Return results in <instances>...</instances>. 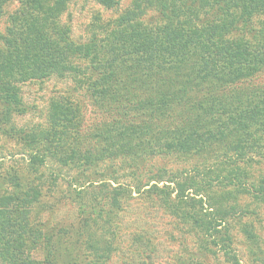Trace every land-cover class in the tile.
<instances>
[{
	"label": "trees",
	"instance_id": "16d2710c",
	"mask_svg": "<svg viewBox=\"0 0 264 264\" xmlns=\"http://www.w3.org/2000/svg\"><path fill=\"white\" fill-rule=\"evenodd\" d=\"M15 1L0 31V130L34 175L0 173V264H79L81 247L82 264L116 250L122 264H242L233 223L259 257L240 218L251 217L245 199L264 203V174L249 175L264 165V0H133L83 41L60 21L70 0ZM66 75L93 122L59 95L44 125L12 124L27 110L22 83ZM165 156L188 166H146ZM61 197L75 223L54 219ZM135 202L167 217L164 237L190 242L187 256H159V234L133 225Z\"/></svg>",
	"mask_w": 264,
	"mask_h": 264
},
{
	"label": "rangeland",
	"instance_id": "374dc122",
	"mask_svg": "<svg viewBox=\"0 0 264 264\" xmlns=\"http://www.w3.org/2000/svg\"><path fill=\"white\" fill-rule=\"evenodd\" d=\"M133 0H117V5L113 8H106L95 0H70L66 9L60 15V21L68 26H70V35L72 39L77 41H83L88 38L90 32L99 30L98 25H102L108 21L113 20L119 13L127 9ZM17 3L15 0H0V31L3 30L7 14L16 7ZM154 17L155 13L148 12L147 17ZM95 26V28H93ZM97 26V27H96ZM75 83L72 76L66 75L65 77L52 76L43 81H26L20 85L21 97L26 105V112L23 115H17L12 118V124L15 126H25L26 128L44 125L47 118V112L49 107V102L51 98L65 95L71 96L73 99L79 102L83 113V118L85 123L93 122L95 115L94 107L90 105V101L87 98L86 93L83 89L75 88ZM27 151L24 146L17 141L15 138L10 137L8 134H5L0 130V173H8L12 170L16 174L22 176V180H27L34 175V173L27 170ZM163 166L168 169H176L188 166L184 161L176 157L165 156L158 160L146 162V166L152 167ZM50 169H45V173L48 175ZM67 172L63 171L62 176L60 177L59 189L65 190V180L68 178ZM264 174V165H255L250 169V176H257ZM63 178V179H62ZM59 190V191H60ZM65 192V191H64ZM58 194V193H56ZM64 194V193H63ZM55 196V195H54ZM57 196V195H56ZM246 196H242V200ZM48 200L51 197L47 198ZM60 198L59 203L56 205L54 219H68L69 222L75 223L77 218L75 216V210L69 206L68 203L62 201ZM249 210L251 211L250 218L245 217L240 218L242 222L251 223L255 233L257 234L260 242L261 249L257 252H260L259 257L251 256L248 252V246L252 247L243 237L241 233V227L237 223L232 224V233L234 235V246L239 254V257L242 260V264H264V203L250 202L248 199H245ZM136 208L141 209V214L143 216V222L138 218H133V225L136 227L143 226L145 229L149 230L154 234H159L160 243L156 245V252L160 254L159 256H165V253H169L172 256L175 254H185L186 256L191 250V243L187 240H184L183 243L178 240L168 241L164 235L166 230L170 229L171 222L168 221L167 217H164L160 212L154 210L151 206H142L138 205L137 202L134 203ZM140 209H135L134 212L140 211ZM67 221V222H68ZM125 222V219H124ZM142 222V223H141ZM126 224V222H125ZM127 225V224H126ZM128 226V225H127ZM137 226V227H138ZM128 230L127 227L122 229V237L126 236L128 233L125 232ZM148 230V229H147ZM179 234H181L179 232ZM161 237H164L161 239ZM126 238V237H125ZM178 236L176 239H179ZM129 245V240L125 241ZM188 243V244H187ZM119 244V243H118ZM123 244V243H122ZM124 245V244H123ZM248 245V246H247ZM120 246V244H119ZM195 252V251H194ZM126 253L124 249L123 252ZM88 254L86 248L79 250V264H82L84 261L83 257ZM121 254L116 250L111 254V258L106 262V264H122L121 263ZM185 257V256H184ZM160 258V257H159ZM214 259V258H213ZM219 261V258H215ZM214 262L217 264L218 262Z\"/></svg>",
	"mask_w": 264,
	"mask_h": 264
}]
</instances>
